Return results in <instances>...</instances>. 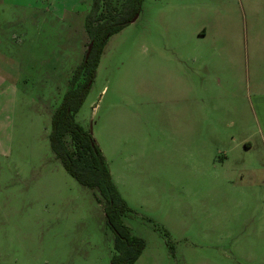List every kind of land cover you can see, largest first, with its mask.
I'll use <instances>...</instances> for the list:
<instances>
[{"label": "rangeland", "instance_id": "obj_1", "mask_svg": "<svg viewBox=\"0 0 264 264\" xmlns=\"http://www.w3.org/2000/svg\"><path fill=\"white\" fill-rule=\"evenodd\" d=\"M91 5L0 0V264L115 255L103 205L49 144ZM133 19L74 114L144 244L133 264H264V0H142Z\"/></svg>", "mask_w": 264, "mask_h": 264}, {"label": "trees", "instance_id": "obj_2", "mask_svg": "<svg viewBox=\"0 0 264 264\" xmlns=\"http://www.w3.org/2000/svg\"><path fill=\"white\" fill-rule=\"evenodd\" d=\"M141 2L92 0L90 12L85 19L90 52L86 57V50L73 72L68 91L51 117V151L80 186L95 192L96 201L104 207L105 223L114 236L115 255L111 264H133L140 256L144 244L130 236L122 224L120 217L127 211V207L119 198L100 150L91 135L74 121V114L90 90L106 41L111 35L123 30L140 13Z\"/></svg>", "mask_w": 264, "mask_h": 264}, {"label": "crops", "instance_id": "obj_3", "mask_svg": "<svg viewBox=\"0 0 264 264\" xmlns=\"http://www.w3.org/2000/svg\"><path fill=\"white\" fill-rule=\"evenodd\" d=\"M200 36H204V32H201ZM252 107L255 114L256 128L261 142L264 144V93H255L252 99Z\"/></svg>", "mask_w": 264, "mask_h": 264}, {"label": "water", "instance_id": "obj_4", "mask_svg": "<svg viewBox=\"0 0 264 264\" xmlns=\"http://www.w3.org/2000/svg\"><path fill=\"white\" fill-rule=\"evenodd\" d=\"M136 17H137V16H135V18H136ZM135 18H134V19H135ZM134 19H133V20H134ZM90 49H91V44L87 47V54H86V57H87L88 53L90 52Z\"/></svg>", "mask_w": 264, "mask_h": 264}]
</instances>
